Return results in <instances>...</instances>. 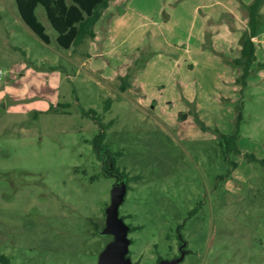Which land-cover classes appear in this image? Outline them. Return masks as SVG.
Returning a JSON list of instances; mask_svg holds the SVG:
<instances>
[{
  "label": "rangeland",
  "instance_id": "rangeland-1",
  "mask_svg": "<svg viewBox=\"0 0 264 264\" xmlns=\"http://www.w3.org/2000/svg\"><path fill=\"white\" fill-rule=\"evenodd\" d=\"M198 1L109 0L114 25L103 10L97 40L65 50L41 5L49 43L0 0V264H97L117 181L132 262L180 248V264H264V164L245 157L264 160V46L242 79L236 50L197 39ZM240 102L231 168L217 133L234 130ZM88 109L110 124L98 151Z\"/></svg>",
  "mask_w": 264,
  "mask_h": 264
},
{
  "label": "trees",
  "instance_id": "trees-1",
  "mask_svg": "<svg viewBox=\"0 0 264 264\" xmlns=\"http://www.w3.org/2000/svg\"><path fill=\"white\" fill-rule=\"evenodd\" d=\"M264 0H252L251 3L244 6L248 19V30L240 36L241 50L237 57L231 59V63L241 67V78L245 79L252 70L253 63L256 60L255 50L256 45L253 41L258 32L262 29V22L259 19V10ZM17 10L24 23L45 43H49L50 39L45 32V26L38 19L35 8L41 5L44 9L45 15L50 22L52 28L56 31V41L58 46L62 49H74L82 46L88 39L95 37V24L100 19L101 13L108 6L109 0H15ZM260 65V64H258ZM131 72L127 71L124 75L119 76L120 84L118 90L124 91L129 87ZM111 97L106 98L104 110H108ZM242 102L237 105L236 122L234 123V130L230 134H223L218 132V145L222 157L225 161L231 164V168H235L237 162L233 159H227L228 155H236L240 153L237 145L240 131V123L242 122ZM87 116L94 119V122L100 127L99 133L92 138L94 147L98 150L104 146L105 139L104 129L107 126L101 123V119L97 117L94 109L83 111ZM248 161L264 164V160L259 159L252 153L245 154ZM114 169L119 171L115 165V160L112 155L109 157ZM124 173V172H123ZM230 174V173H229ZM224 178V177H222ZM131 230L137 227L131 226Z\"/></svg>",
  "mask_w": 264,
  "mask_h": 264
},
{
  "label": "crops",
  "instance_id": "crops-1",
  "mask_svg": "<svg viewBox=\"0 0 264 264\" xmlns=\"http://www.w3.org/2000/svg\"><path fill=\"white\" fill-rule=\"evenodd\" d=\"M251 2L252 0H202L200 2L198 1V3L188 2L187 6L190 7L189 10L191 11L194 19L196 17L197 30L195 32L198 37L197 39L200 40V36H202L203 31L207 30L212 33L214 40L220 42V44L224 46L225 50L234 49L237 53H240V36L248 30L247 11L244 6ZM107 9L104 13V17H108L106 18L104 25L108 23L109 27H112L114 25L115 18L112 20V14L111 12H107L109 10ZM198 12H200L201 15ZM117 18L119 19L117 24L121 26L124 23H129L127 22L125 14L119 15ZM259 19L262 22L263 30L258 32V34L253 37V41L257 47L264 46V1L262 2L259 10ZM94 39L97 40V32H95ZM88 59H90V56L87 60Z\"/></svg>",
  "mask_w": 264,
  "mask_h": 264
},
{
  "label": "water",
  "instance_id": "water-1",
  "mask_svg": "<svg viewBox=\"0 0 264 264\" xmlns=\"http://www.w3.org/2000/svg\"><path fill=\"white\" fill-rule=\"evenodd\" d=\"M111 167L113 164L110 162ZM118 175L115 177L117 178ZM127 192V184L124 181H117L110 194V204L105 208V225L100 230L101 234H110L113 239L106 243L100 251L97 264H138L132 262L128 257L129 244L131 240L127 232L130 226L119 216V206L124 200ZM177 259L161 260L159 264H176Z\"/></svg>",
  "mask_w": 264,
  "mask_h": 264
},
{
  "label": "flooded vegetation",
  "instance_id": "flooded-vegetation-1",
  "mask_svg": "<svg viewBox=\"0 0 264 264\" xmlns=\"http://www.w3.org/2000/svg\"><path fill=\"white\" fill-rule=\"evenodd\" d=\"M182 251L183 250L182 249L180 250V248H179V250L175 254H173L171 257L167 258V260L177 259L178 262L176 264H180L183 261V253H182ZM160 260H161V258H158L157 263H159Z\"/></svg>",
  "mask_w": 264,
  "mask_h": 264
},
{
  "label": "built area",
  "instance_id": "built-area-1",
  "mask_svg": "<svg viewBox=\"0 0 264 264\" xmlns=\"http://www.w3.org/2000/svg\"><path fill=\"white\" fill-rule=\"evenodd\" d=\"M0 74H1V70H0Z\"/></svg>",
  "mask_w": 264,
  "mask_h": 264
}]
</instances>
